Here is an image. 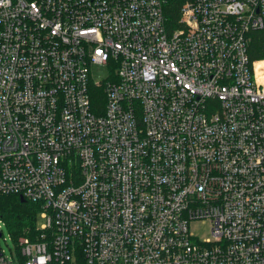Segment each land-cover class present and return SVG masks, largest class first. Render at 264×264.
Returning a JSON list of instances; mask_svg holds the SVG:
<instances>
[{
	"label": "built area",
	"instance_id": "2783aa9c",
	"mask_svg": "<svg viewBox=\"0 0 264 264\" xmlns=\"http://www.w3.org/2000/svg\"><path fill=\"white\" fill-rule=\"evenodd\" d=\"M263 28L264 0H0V194L44 221L7 255L0 219V264H264Z\"/></svg>",
	"mask_w": 264,
	"mask_h": 264
},
{
	"label": "trees",
	"instance_id": "16d2710c",
	"mask_svg": "<svg viewBox=\"0 0 264 264\" xmlns=\"http://www.w3.org/2000/svg\"><path fill=\"white\" fill-rule=\"evenodd\" d=\"M250 58L254 61L264 60V28L253 33L249 47ZM91 100L94 108L101 112L105 102L103 87L93 85L90 89ZM17 195L0 194V219L5 222L7 230L17 241L20 237L29 236L37 239V219L40 216L41 207L37 204L22 201ZM62 264V263H53ZM63 264H87L85 258L80 253L76 261H66Z\"/></svg>",
	"mask_w": 264,
	"mask_h": 264
},
{
	"label": "rangeland",
	"instance_id": "374dc122",
	"mask_svg": "<svg viewBox=\"0 0 264 264\" xmlns=\"http://www.w3.org/2000/svg\"><path fill=\"white\" fill-rule=\"evenodd\" d=\"M91 78L94 82H105L106 80L110 79L111 69L107 65H98L94 64L91 66ZM43 219L39 216L37 219L38 226L42 225ZM4 238L6 239V242L2 239L1 245L5 249V252L7 255H10V248L14 247V242L11 238V234L7 230L6 225L2 227ZM191 231L200 237L201 239L209 238L211 236L210 234V224L208 222H194L191 224ZM7 244V245H6Z\"/></svg>",
	"mask_w": 264,
	"mask_h": 264
},
{
	"label": "bare ground",
	"instance_id": "6f19581e",
	"mask_svg": "<svg viewBox=\"0 0 264 264\" xmlns=\"http://www.w3.org/2000/svg\"><path fill=\"white\" fill-rule=\"evenodd\" d=\"M264 67V62L262 64H259L258 68Z\"/></svg>",
	"mask_w": 264,
	"mask_h": 264
},
{
	"label": "water",
	"instance_id": "95a60500",
	"mask_svg": "<svg viewBox=\"0 0 264 264\" xmlns=\"http://www.w3.org/2000/svg\"><path fill=\"white\" fill-rule=\"evenodd\" d=\"M22 201H24V200H22Z\"/></svg>",
	"mask_w": 264,
	"mask_h": 264
}]
</instances>
